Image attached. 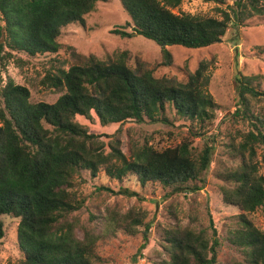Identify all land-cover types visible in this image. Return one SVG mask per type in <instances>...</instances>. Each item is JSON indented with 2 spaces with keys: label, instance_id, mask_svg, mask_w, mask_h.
I'll return each instance as SVG.
<instances>
[{
  "label": "trees",
  "instance_id": "1",
  "mask_svg": "<svg viewBox=\"0 0 264 264\" xmlns=\"http://www.w3.org/2000/svg\"><path fill=\"white\" fill-rule=\"evenodd\" d=\"M131 18L132 31L114 28L124 39L142 36L162 47V61L153 70L137 72L128 66V52L102 60L78 54L79 62L68 70L52 66L41 84L63 91L54 104L32 103L30 90L2 73L17 54L30 58L57 54L63 29L77 24L86 28L87 15L98 3L109 0H0V240L5 237L4 217L19 220L17 241L22 258L18 264H95L101 260V235L83 227L75 213L84 208L79 183L84 173L92 178L105 174L122 182L135 178L142 187L161 186L169 196L195 193L204 188L214 162L216 143L209 130L219 108L204 93L212 61H202L181 75L156 74L174 65L169 46L203 49L219 43L232 26L245 27L264 17V0H203L213 2L218 17L174 14L159 0H120ZM183 0H166L172 6ZM232 2L230 5L229 2ZM226 5V8L222 6ZM165 44L166 46H162ZM264 56V47H259ZM256 77L236 78L237 107L226 120L246 124L236 130L227 145L238 165L219 173L226 185L224 204L240 213L228 229L226 243L234 250L227 264H264V230L251 215L264 210V90ZM188 124L190 137L175 147L156 149L148 141H132L131 156L123 151L120 137L106 141L78 121L96 120L101 127L146 121L172 126L171 116ZM203 138V146L193 139ZM261 157V160H259ZM99 190L111 191L106 187ZM118 194L135 195L128 189ZM175 225L163 228L162 245L167 256L153 264H217L222 244L196 219L183 225L176 213ZM146 213L130 210L104 217L107 228L120 227L131 236L142 234L138 254L150 242L152 224ZM81 228L83 236L78 235Z\"/></svg>",
  "mask_w": 264,
  "mask_h": 264
},
{
  "label": "rangeland",
  "instance_id": "2",
  "mask_svg": "<svg viewBox=\"0 0 264 264\" xmlns=\"http://www.w3.org/2000/svg\"><path fill=\"white\" fill-rule=\"evenodd\" d=\"M174 14L209 15L218 17L217 5L203 0H183L181 5L172 6L166 0H159ZM232 5V2H229ZM226 8V5L222 6ZM86 28L77 24L63 29L58 42L63 47L57 54H44L30 58L24 54H17L21 62L11 61L7 70L2 73L6 82L12 79L17 85L27 87L31 93V102L54 104L63 91L46 89L41 84L45 71L52 66L68 70L79 62L78 54L93 55L99 59L120 52H128L127 64L137 72L153 70L162 61V47L142 36L124 39L111 34L118 27L132 31L131 18L125 12L120 0H109L107 3H98L97 9L87 15ZM259 47H264V17H255L245 27L232 26L225 37L217 44L203 49H187L180 46H169L173 53L174 65L169 68H159L156 71L161 75H181L182 68L196 70L202 61H212L207 72L208 81L203 91L212 96L221 108L218 119L209 130V136L216 143L214 162L206 175L204 188L195 193H184L169 196V189L161 186L142 185L135 178H127L122 182L110 180L101 173L92 178L84 173L83 181L79 183L81 198L85 200L84 208L75 213L83 227L92 228L100 234L98 254L101 260L95 264H153L165 258L162 245L163 228L176 224V213L183 225L194 222L206 229L217 232L222 246L219 249L218 263L227 264L234 250L226 243L228 229L234 226V220L240 213L237 207L224 204L221 189L226 185L219 177L220 172L238 165L237 159L230 154L227 145L229 136L236 130L248 131L246 124H237L226 120L225 116L232 113L237 105L236 78L239 74L246 77H256L255 85L264 90V56L259 55ZM173 125L151 123L114 124L105 128L96 120L78 121L85 125L91 133L104 135L109 141L116 137L122 140L124 153L131 156L132 141L149 142L158 150L175 147L190 137L188 124L176 121L170 114ZM193 139V138H192ZM197 146H203V138L193 139ZM261 160V157H259ZM261 172L264 174V162H260ZM106 187L111 191L99 190ZM128 189L135 195L118 194ZM134 210L146 213L145 222H150V242L143 252L138 254L142 243V234L131 236L120 227L107 228L109 223L104 217L112 214H125ZM256 226L264 230V210L259 209L251 215ZM5 237L0 240V264H18L22 258L17 241L19 220L5 216ZM78 235L83 236L81 228Z\"/></svg>",
  "mask_w": 264,
  "mask_h": 264
},
{
  "label": "water",
  "instance_id": "3",
  "mask_svg": "<svg viewBox=\"0 0 264 264\" xmlns=\"http://www.w3.org/2000/svg\"><path fill=\"white\" fill-rule=\"evenodd\" d=\"M5 42V36L3 35L1 40H0V45L3 44ZM162 46H166L165 44H163Z\"/></svg>",
  "mask_w": 264,
  "mask_h": 264
}]
</instances>
